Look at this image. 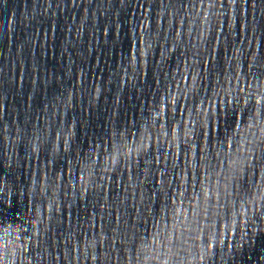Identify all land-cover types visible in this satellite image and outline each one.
<instances>
[{"label": "water", "instance_id": "obj_1", "mask_svg": "<svg viewBox=\"0 0 264 264\" xmlns=\"http://www.w3.org/2000/svg\"><path fill=\"white\" fill-rule=\"evenodd\" d=\"M0 264H264V0H0Z\"/></svg>", "mask_w": 264, "mask_h": 264}]
</instances>
